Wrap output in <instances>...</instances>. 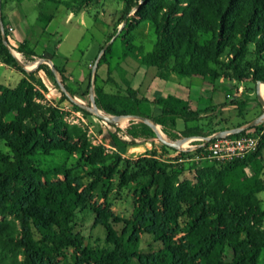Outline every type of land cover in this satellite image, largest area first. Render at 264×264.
<instances>
[{"label":"trees","instance_id":"16d2710c","mask_svg":"<svg viewBox=\"0 0 264 264\" xmlns=\"http://www.w3.org/2000/svg\"><path fill=\"white\" fill-rule=\"evenodd\" d=\"M7 1L0 0V17L9 39L3 15ZM50 1L79 14L103 0ZM118 1L123 4V12L115 31L125 21L122 30L128 28L121 34L124 57L132 55L142 65L161 71L170 69L183 77L223 79L257 87L264 83V0ZM52 19L41 16L46 24ZM143 23L155 29L156 43L149 53L134 45V32ZM202 37L207 39L200 42ZM15 50L25 65L44 58L35 53L28 41ZM110 51L111 46L102 60ZM0 61L24 74L15 88L0 85V264H132L134 260L138 264H258L264 253V208L258 198L264 193V138L252 155L200 170L197 184L181 182L180 172L172 164L178 158L172 163L165 161L156 149L134 160L135 165H144L151 187L142 188L131 221L120 222L113 214L91 211L94 223L106 231V247L92 246L86 244L78 211L90 207L94 192L119 173L121 163L132 164L123 154L125 148L134 144L119 136V127L106 124L107 132L100 131V135L105 144L115 149L107 154L103 144H89L82 128L66 124L64 113L45 96L48 88L44 77L52 79L61 90L56 74L46 64L32 72L23 69L4 44L1 27ZM55 68L72 99L90 98L93 69L85 91L79 93L68 86L66 71ZM108 82L113 81L109 78ZM97 83L95 76V103L100 111L110 116L145 117L135 90L109 94ZM62 98L77 111L92 116L64 92ZM155 103L162 114L150 120L161 127L169 141L208 138L231 130L214 128L208 133L198 125L177 132L178 120L187 125L200 123L202 112L175 97ZM249 103L234 97L228 105L236 117L243 118ZM263 130L264 123L233 137ZM124 133L142 143L157 139L156 132L142 122L131 121ZM204 144L197 142L194 152L177 151L163 144L161 149L190 157L201 152ZM39 152L78 157L89 169L90 183L68 175L64 181L50 182L51 176L61 172L36 167L32 157ZM142 234L153 236L162 248L142 255ZM8 252L21 253L23 262L19 263L17 257L14 262L9 261L5 257Z\"/></svg>","mask_w":264,"mask_h":264},{"label":"rangeland","instance_id":"374dc122","mask_svg":"<svg viewBox=\"0 0 264 264\" xmlns=\"http://www.w3.org/2000/svg\"><path fill=\"white\" fill-rule=\"evenodd\" d=\"M65 1V0H61ZM138 1V0H136ZM1 3V2H0ZM136 10V9H135ZM123 4L118 0H103L99 5H95L87 11H83L79 14H73L65 6L57 5L50 0H8L3 8V15L5 18V25L8 28L9 16L13 17L12 25L15 29L14 33H9V40L13 45L14 40L22 35L23 32L28 34L29 46L35 50L38 54L48 53L51 55L52 63L57 68H66L69 71H75L77 83L82 74L92 72L91 88L93 86V79L97 76L98 84L100 83V77L103 75V68L106 66H113L121 59L124 54V45L122 42V33L128 32V28L123 29L121 25L118 32L115 31V24L122 18ZM134 12L131 14L133 15ZM40 16V17H39ZM41 16H52L53 19L49 23H43ZM39 18V19H38ZM135 40L134 45L143 48L145 53L152 52L156 43V34L154 27L149 23H143L139 26V29L134 32ZM206 37H202L200 42L206 40ZM111 46V51L102 60L101 53L103 50H107ZM18 58L23 61V57L17 55ZM134 58V56L130 55ZM5 70V69H4ZM14 78H11L10 84H7L0 79V84L11 85L14 87L16 84L14 79H17L18 73H13ZM89 81V76H88ZM85 81L87 86L88 81ZM62 78L59 73L56 74V81L61 82ZM48 92L45 96L53 106H57L64 113V121L68 125H75L84 130L86 138L92 146H102L99 141L100 131L103 130L101 124H105L102 120L95 115L86 116L83 113L77 111L73 106L66 101L63 104L62 90L55 87L54 81L46 77ZM214 82L217 88L216 103H228L230 104L232 98L238 97L242 100H248L252 102L254 99H258L257 86L254 85H239L237 83H231L226 81H210ZM95 86V85H94ZM93 86V87H94ZM238 86H242V91L237 92ZM250 91H252L250 93ZM253 91H255L253 93ZM242 92V93H241ZM262 98H264V86L261 87ZM228 95V98H226ZM240 96V97H239ZM78 99V100H77ZM73 101L79 105H91V98H77ZM251 105V104H250ZM230 108L231 106L228 105ZM261 107V106H260ZM252 110V111H251ZM264 109L261 108V112L256 113L253 109H247L243 118H238L235 115L233 108L230 111H222L221 108L213 116L205 119L202 123V127L208 133L214 128H229L231 130L240 124L251 123L259 118ZM225 113V116L223 114ZM105 114V113H103ZM107 115V114H105ZM110 116V115H108ZM124 120L121 121L123 123ZM131 121L121 127L125 130L129 127ZM248 123V124H249ZM246 124V125H248ZM244 125V126H246ZM242 126V127H244ZM106 127V125H105ZM241 128V127H240ZM237 129V128H235ZM230 131V130H225ZM114 132V130H113ZM160 132L167 139L166 135ZM261 132H258L259 135ZM123 140L130 142L134 145H129L125 148L124 152H133L129 158H126L129 162H123L119 166V173L109 179L108 184L101 186L94 192V198L90 202V207L86 209L81 208L78 213L81 224V230L86 238V244L92 246L106 247V231L103 227H97L92 219V212L97 210L102 215L113 214L120 222H128L133 219L134 210L136 207V201L144 186L151 187L150 180L145 175L144 165H135L134 160L143 158L138 154L143 148L147 146L145 143L142 145L135 144V140L131 139L124 133ZM264 138V136H263ZM262 138V140H263ZM203 138L189 139L184 144L196 147L197 142H201ZM169 140V139H168ZM184 140V139H182ZM160 149L159 156H163V159L168 162H174L176 160L175 154L171 151L162 150L161 143L158 139ZM181 141V140H178ZM110 149H106V153H109ZM189 150V149H188ZM136 152V153H135ZM33 163L36 167L51 172L59 170L61 175L51 176L49 181L57 183L64 181L68 176L82 178L86 184L90 183L87 172L89 169L85 166L84 162H81L78 157L69 156L63 152H55L52 155H45L43 152H39L32 157ZM175 170L180 172L181 182H191L197 184L198 172L200 170L210 167L214 163L200 162L196 164L193 162L174 164ZM86 168V169H85ZM124 179V180H123ZM155 188L152 187L151 192H154ZM260 202L264 208V193L259 195ZM90 208V210H89ZM3 219V218H0ZM183 220H181L182 224ZM125 224V223H124ZM121 224V227H124ZM183 226V225H182ZM119 231V229H116ZM162 248L161 244L156 242L154 237L148 234L141 235V254L149 255L158 252ZM71 251H69L70 253ZM8 260L13 262L16 257L19 263L23 262V257L19 252H8L5 254ZM9 264H12L9 262ZM132 264H138L136 260ZM258 264H264V253L261 254Z\"/></svg>","mask_w":264,"mask_h":264},{"label":"crops","instance_id":"0c3cea01","mask_svg":"<svg viewBox=\"0 0 264 264\" xmlns=\"http://www.w3.org/2000/svg\"><path fill=\"white\" fill-rule=\"evenodd\" d=\"M40 17V16H39ZM39 19V18H38ZM13 20L12 16H9V25H8V31L10 28L13 29L11 33L15 32V29L13 25L11 24ZM28 34L26 32H23L21 36H19L17 39H13L14 43L11 45L10 40L9 41V47L10 49L16 54L20 55L15 49H18L20 45L28 41ZM35 51V50H34ZM36 53V52H35ZM40 57H44L45 59H48L52 61L51 55L48 53L38 54ZM46 56V57H45ZM66 71V74L69 76L70 81L68 82V86L72 88L74 91L83 93L86 89L85 81L89 76V72L87 70L84 74L81 75L80 84L77 83V78L75 75V71H69L66 68H60ZM5 69V70H4ZM18 73L17 79H14L15 86L12 87L11 85H4L10 88H15L18 83L24 78V74L17 71L15 68L7 66L3 64L0 61V79L6 82L7 84H10L11 78L13 79V73ZM109 78L113 81L108 82ZM45 83L46 77H44ZM100 83H97V86L104 89L106 93L109 94H116L118 91H125L128 88H131L135 90L138 94V98L141 100V104L139 106L141 114H143L148 119L157 118L162 114V109L156 105V101L159 99H166L168 97H175L178 99H181L187 103H189L190 108L193 110L202 112L200 117L203 119L200 123H190L185 124L184 121L178 120L177 121V132H182L186 130L187 128H193L196 126L202 125V123L205 121V119L211 117L212 115H215L217 111L221 108L222 111H230L232 107H228V103H216V97H217V88L216 84L214 82H210L211 80H205L198 77H183L180 76L170 69L167 70H159L155 67H148L145 65H142L139 63V61L134 57L127 56L122 57L121 59H118V62L111 66H106L103 68V75L100 77ZM88 81V79H87ZM216 81H226V80H216ZM229 82V81H226ZM234 83V82H231ZM2 85V84H0ZM242 91V86H238L237 92ZM258 95H261L260 88H257ZM252 91H250L251 93ZM242 93V92H241ZM254 93V92H253ZM228 98V95L227 97ZM77 99V98H76ZM78 100V99H77ZM216 100V101H215ZM66 103V101L63 102V104ZM259 96L257 101L254 99L252 102L249 103V106L247 109H253V111H256V113L261 112V107L259 105ZM251 104V105H250ZM262 106V105H261ZM263 108V106H262ZM208 111V113H206ZM252 111V110H251ZM225 116V113L223 114ZM103 127L104 133L107 132V129L105 127L106 124H101ZM123 126H120L121 132L119 133V136L123 138L122 135H124L125 129L121 128ZM160 127V126H159ZM161 128V127H160ZM115 131V130H114ZM113 132V130H112ZM264 132V130H263ZM216 135V134H214ZM213 136V135H212ZM186 139H198L195 138H186ZM135 144L142 145V142L136 139ZM99 141L109 150V153H112L115 151L110 145L105 144L103 142V138L100 135ZM189 144V143H188ZM147 146L146 148L141 149L138 151V154L142 157L146 156L151 150L153 149H160L159 143L155 140L145 143ZM185 146V145H184ZM136 153V152H135ZM131 155H133V152H124L123 156L125 158H129ZM259 197V196H258ZM260 199V198H259ZM261 200V199H260Z\"/></svg>","mask_w":264,"mask_h":264},{"label":"water","instance_id":"95a60500","mask_svg":"<svg viewBox=\"0 0 264 264\" xmlns=\"http://www.w3.org/2000/svg\"><path fill=\"white\" fill-rule=\"evenodd\" d=\"M0 14H1V12H0ZM126 23H127V21L124 22L123 27H124V25H126ZM0 27H1L2 37H3V42L10 49L9 41H8V38H7V35H6V32H5L4 24H3V21L1 19V17H0ZM11 52L17 58V60L19 62V65L23 69L28 71V72L34 71L41 64H46L53 70V72L55 74L58 73V71L55 68V66L53 65V63L50 60H48V59L41 58L40 60H38L37 62H35L33 64L25 65V64H23V62L18 58V56L12 50H11ZM105 52H106V50H103L102 53H101V56H103ZM95 69H96V67H94L93 71H95ZM58 82L60 84L61 90L71 100L75 101V99H72L71 96L67 93L65 87L61 84V82L60 81H58ZM261 86H264V83H261V82L258 83V88H261ZM90 98H91V105H89V106L80 105V106L83 109H85L88 112H90L91 114L95 115L100 120H102L105 124H110V125H113V126L120 127L121 126V121L123 119H126L128 121H136V122L145 123V124L149 125L156 132L157 139L160 141L161 144H163L165 146H168L170 148H173V149H175L177 151H183V145H184L185 142L188 141V139H184V140H181V141H175V142L169 141L160 132V130H159L160 127L158 125H156L153 121H151L150 119L145 118V117H138V116H108V115L103 114V112L98 109V107H97V105L95 103V95H94V87L93 86H92L91 91H90ZM259 102L263 106V109H264V98H262V96L260 94H259ZM263 123H264V113L259 118H257L256 120L252 121L251 123H249L248 125H246L244 127L237 128V129L230 130V131H223V132H220V133H218L216 135L210 136L208 138H203L202 141H204L205 142L204 145H206V144H209L210 142H212L214 140L222 139V138L227 137V136L238 135V134H240V133H242V132H244L246 130L255 128V127H257V126H259V125H261Z\"/></svg>","mask_w":264,"mask_h":264},{"label":"built area","instance_id":"2783aa9c","mask_svg":"<svg viewBox=\"0 0 264 264\" xmlns=\"http://www.w3.org/2000/svg\"><path fill=\"white\" fill-rule=\"evenodd\" d=\"M12 31L13 29L10 28L9 32L11 33ZM263 136V131L259 135L254 134L239 138L227 136L204 145L203 150L199 153L195 152L193 156L180 157L176 154L175 157L178 159L175 163L183 164L193 162L200 164V162L206 161L209 163L226 164L239 159H244L258 150ZM196 149V147L189 146L188 144V148H183L182 152H194Z\"/></svg>","mask_w":264,"mask_h":264},{"label":"bare ground","instance_id":"6f19581e","mask_svg":"<svg viewBox=\"0 0 264 264\" xmlns=\"http://www.w3.org/2000/svg\"><path fill=\"white\" fill-rule=\"evenodd\" d=\"M261 87H262V86H261ZM260 90H261V88H260ZM261 96H263V95H262V92H261ZM123 120H124V121H128V120H126V119H123ZM184 145H185V146H184ZM184 145H183V148H188V144H187V143L184 144Z\"/></svg>","mask_w":264,"mask_h":264}]
</instances>
